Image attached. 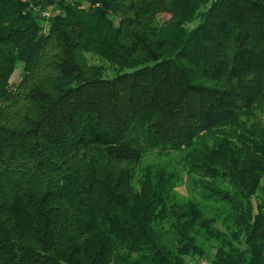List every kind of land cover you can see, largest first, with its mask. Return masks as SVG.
<instances>
[{
    "label": "trees",
    "instance_id": "obj_1",
    "mask_svg": "<svg viewBox=\"0 0 264 264\" xmlns=\"http://www.w3.org/2000/svg\"><path fill=\"white\" fill-rule=\"evenodd\" d=\"M151 151L181 152L222 219L142 175ZM193 255L264 264V0H0V264Z\"/></svg>",
    "mask_w": 264,
    "mask_h": 264
},
{
    "label": "rangeland",
    "instance_id": "obj_2",
    "mask_svg": "<svg viewBox=\"0 0 264 264\" xmlns=\"http://www.w3.org/2000/svg\"><path fill=\"white\" fill-rule=\"evenodd\" d=\"M171 17V14L168 12H162L157 14L154 18H152L151 23L154 25L161 24L164 20H168ZM142 24V25H134L128 27L129 29L125 32L126 39L133 37L134 32L144 33V28L151 29L152 24ZM197 23V21H196ZM77 58H81L85 65L93 70L96 65L103 63L107 69L114 68L109 62H104L103 59L98 58L95 55H92L90 52H85L83 50L76 51ZM140 55V54H139ZM136 56V55H135ZM182 153H159L158 151L148 152L144 157L140 168L138 171L143 175L147 172H151V176L153 173L155 174L157 170L163 168L168 172H173L176 176V180L173 182V186L170 188V199L171 202H175L178 206L184 210L189 212L191 208L197 207L201 212L203 219L209 220L212 218H221L225 215L226 210L228 209V205L226 203H222L220 200L214 198V196H210L209 190H207L204 186V182H202L201 178L195 177L187 173V171L183 168V162L180 161ZM207 180V179H205ZM133 189H137L139 187L137 179L132 183ZM173 221V220H172ZM227 218V222H229ZM165 234L172 228L170 227V223L166 225ZM208 251L210 253H215V249L211 246H208ZM186 264H209V259L207 257L197 258L194 255L188 256Z\"/></svg>",
    "mask_w": 264,
    "mask_h": 264
},
{
    "label": "built area",
    "instance_id": "obj_3",
    "mask_svg": "<svg viewBox=\"0 0 264 264\" xmlns=\"http://www.w3.org/2000/svg\"><path fill=\"white\" fill-rule=\"evenodd\" d=\"M43 15L46 16V17H49L50 16V12L49 11H44Z\"/></svg>",
    "mask_w": 264,
    "mask_h": 264
}]
</instances>
